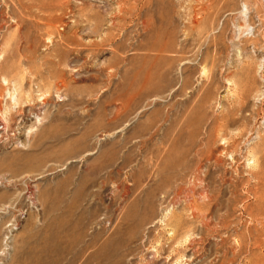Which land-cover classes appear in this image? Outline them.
Segmentation results:
<instances>
[{
	"label": "rangeland",
	"instance_id": "374dc122",
	"mask_svg": "<svg viewBox=\"0 0 264 264\" xmlns=\"http://www.w3.org/2000/svg\"><path fill=\"white\" fill-rule=\"evenodd\" d=\"M5 202L0 264H264V0H0Z\"/></svg>",
	"mask_w": 264,
	"mask_h": 264
},
{
	"label": "bare ground",
	"instance_id": "6f19581e",
	"mask_svg": "<svg viewBox=\"0 0 264 264\" xmlns=\"http://www.w3.org/2000/svg\"><path fill=\"white\" fill-rule=\"evenodd\" d=\"M142 20H144V19H142ZM146 20V19H145ZM144 24H145V22H143ZM142 23V24H143ZM148 23V22H147ZM149 24V23H148ZM144 27V26H143ZM148 27V26H147ZM152 27V26H151ZM260 52V51H259ZM218 69V68H217ZM244 71V70H243ZM248 72V71H247ZM230 77H232L233 75H229ZM236 78H237V75H236ZM238 79V78H237ZM245 79V78H244ZM232 80V79H231ZM250 80V79H249ZM256 80V79H255ZM263 89V88H262ZM245 92H246V87L244 86V87H242V88H240L239 89V92H238V101L240 102V109H239V111L240 112H243V111H245V104H246V100H245V98H244V95H245ZM262 92V91H261ZM257 93V92H256ZM236 96V97H237ZM247 98V97H246ZM262 101V100H261ZM251 105V104H250ZM247 106V105H246ZM255 107V106H254ZM248 109V108H247ZM38 118V117H37ZM12 169V168H11ZM21 174V173H20ZM10 184V183H9ZM260 191V190H259ZM164 193V192H163ZM210 194V193H209ZM215 196V195H214ZM211 199H212V196H211V198H210V201H211ZM213 199H214V197H213ZM212 199V200H213ZM31 200V199H30ZM209 201V200H208ZM217 201V199L215 200V202ZM214 202V201H213ZM210 203V205L212 204L211 202H209ZM12 205H11V203L10 202H5V203H0V235L2 236V232H4V231H6V229H7V226H6V224H7V222L8 221H5V219H4V215L6 214V212L8 211V210H10V207H11ZM217 211V210H216ZM212 212H214V210H212ZM150 214V213H149ZM216 214V213H215ZM12 218V217H11ZM218 218V217H217ZM255 219V218H254ZM151 221V220H150ZM210 221V220H209ZM147 222V221H146ZM151 223V222H150ZM149 223V224H150ZM177 223H179V222H177ZM176 223V224H177ZM145 224V223H144ZM144 224H142V226H144ZM180 224V223H179ZM148 227V226H147ZM174 230H176V229H174ZM8 231V230H7ZM8 233H10V230L8 231ZM12 233V232H11ZM1 236H0V238H1ZM12 238V237H11ZM10 238L8 237V235L7 236H5L3 239L1 238V247H0V255L1 256H3V255H7L8 253H7V248L10 246V245H8V240H9ZM4 248H3V247ZM3 248V249H2ZM9 252V251H8ZM123 256L124 257H127V258H130V256H132V253H130V252H126L125 254H123ZM128 260H130V259H128ZM130 264V263H129Z\"/></svg>",
	"mask_w": 264,
	"mask_h": 264
}]
</instances>
